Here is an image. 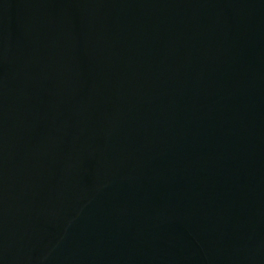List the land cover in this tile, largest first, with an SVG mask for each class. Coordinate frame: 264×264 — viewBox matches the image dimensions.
<instances>
[{
  "label": "water",
  "instance_id": "1",
  "mask_svg": "<svg viewBox=\"0 0 264 264\" xmlns=\"http://www.w3.org/2000/svg\"><path fill=\"white\" fill-rule=\"evenodd\" d=\"M0 264H264V0H0Z\"/></svg>",
  "mask_w": 264,
  "mask_h": 264
}]
</instances>
